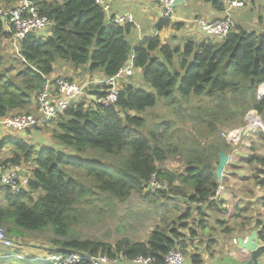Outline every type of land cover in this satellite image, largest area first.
Masks as SVG:
<instances>
[{
  "label": "trees",
  "instance_id": "trees-1",
  "mask_svg": "<svg viewBox=\"0 0 264 264\" xmlns=\"http://www.w3.org/2000/svg\"><path fill=\"white\" fill-rule=\"evenodd\" d=\"M17 1L0 0V6L13 8ZM29 1L50 26L45 33L28 34L17 46V60L1 68L4 43L10 41L11 34L0 23V119L36 113L34 103L46 78L62 67L55 66L57 61L83 73L82 81L62 75L66 80L88 84L82 97L43 128L35 126L20 133L0 130V152L11 150L0 166L31 168L25 191L11 195L0 186L4 192L0 227L12 241V248L0 245V264H29L1 258L19 255L29 233L50 235L48 242L54 249L45 252L50 255L106 254L124 262L143 256L163 264L170 250L190 248L189 242L205 226L202 211L218 210L222 202H206L218 187L215 168L219 152L228 155L235 148L220 134L243 127L249 111L256 112L264 124V101L257 96L264 85V33L235 27L222 41L182 37L176 46L171 43L176 40L168 44L153 36L131 48L127 37L133 24H113L94 0ZM206 1L216 12L223 11L221 2ZM181 26L161 19L156 29L179 31ZM131 56L134 70H140L143 82L155 94L135 90L125 80L119 84L115 103L97 105L96 98L104 96L107 87L95 81L114 76ZM156 97L179 119L182 128L171 134L174 122L138 116L155 106ZM49 125L54 126L49 132L53 146L35 148L11 135L33 134ZM259 138L264 142L263 132ZM98 151L122 160L114 165L118 174L93 166ZM103 154L100 157L105 158ZM171 157L181 163V173L162 170L160 165ZM236 165L254 170L255 183L264 188V157L252 154ZM151 182L158 185L152 192ZM132 195L149 204L179 198L187 203L185 213L172 220L171 226L155 227L145 242L124 238L115 250L105 243L75 238V228L85 217L82 206L94 201L125 203ZM191 219L196 223L193 229L188 227ZM224 233L230 235L231 230L224 228ZM259 237L264 239V229ZM186 259L190 264L202 263L200 256L192 253Z\"/></svg>",
  "mask_w": 264,
  "mask_h": 264
},
{
  "label": "built area",
  "instance_id": "built-area-1",
  "mask_svg": "<svg viewBox=\"0 0 264 264\" xmlns=\"http://www.w3.org/2000/svg\"><path fill=\"white\" fill-rule=\"evenodd\" d=\"M174 1L175 0H158L160 19L176 22V18L173 15L174 9L170 8ZM217 1L221 2L224 6L221 16L218 19L207 20L201 17L193 18L190 21H184L182 28H186L187 30H185L187 32H190L191 29L194 28L203 38H214L219 41L224 40L233 26L231 15L235 10H239L243 7L244 0ZM110 2L111 0H94V4L101 8L107 16L110 12ZM1 18L5 19L7 32L11 34L10 41L16 52H18V44L21 43L28 34L42 33L50 26V23L45 17L38 15L34 4L29 0H18L13 8H3L0 6V19ZM108 19L115 25L133 24V18L130 14L112 15L109 16ZM132 60L133 56L129 58L128 64L120 69L114 76L104 78L101 81H95L97 84L107 87L106 94L96 98L95 103L97 105L107 107L116 102L120 82L127 80L126 78L130 77L134 72ZM87 84V82L78 84L68 81L61 75L46 78L34 103L36 116H7L0 119V130L20 133L31 130L35 126L42 127L43 124L61 115L73 100L82 97ZM257 96L264 101V85L258 88ZM244 123L245 125L243 128L222 134L230 145L237 147L241 136L246 137L255 131L264 133V124L259 119L256 112L249 111L245 115ZM246 131L247 134L245 135ZM234 152L235 148L227 155L226 167L233 163ZM22 168L23 167L20 166H10L7 163L0 166V186L7 188L11 195H16L21 190L25 191L27 189L30 171L28 174L22 175ZM156 188H158V185L151 182L150 191L152 192ZM224 192L225 188L223 184L219 182L217 189L207 197L206 202H218L222 198ZM0 245L4 248H12V241L7 238L1 227ZM1 258L21 259V261L27 260V257L20 255H6ZM44 260L49 264H154L153 260L149 257L138 256L132 261L124 262L117 256L113 258L108 257L106 254L90 256L82 252H71L66 256H57L53 254L43 260L41 259L40 262ZM163 264H186V262L181 251L170 250L165 256Z\"/></svg>",
  "mask_w": 264,
  "mask_h": 264
},
{
  "label": "rangeland",
  "instance_id": "rangeland-1",
  "mask_svg": "<svg viewBox=\"0 0 264 264\" xmlns=\"http://www.w3.org/2000/svg\"><path fill=\"white\" fill-rule=\"evenodd\" d=\"M175 8H176L175 15L180 16L181 18L185 20L186 18H189L194 11H197L199 9V6L195 3L187 2L185 6L175 7ZM256 9L257 7L255 6V0H252V5L249 4L248 7L242 10L243 15L239 19H237V15L235 13H232L231 15L232 16L231 18L233 20L232 24L233 23L237 24L236 20L240 22L241 18L251 19L255 17V19H258L259 17L256 15ZM255 19L253 20V23ZM148 28L149 26L147 23L144 24L143 22H141L139 24V30L141 32L140 38L141 37L145 38L148 36L147 35ZM171 30L172 29H168L167 31L169 35H168V40H166V42L169 40H176V42L174 41L171 42L172 44H175L176 46V44L180 43L179 42L180 40L182 41V39H178V38L184 37L186 33L183 32L184 30L183 28L179 32L180 35L179 34L176 35L178 37L176 39L173 37L174 34L171 33ZM43 33H45V31ZM127 42L129 43L131 48H134V46L140 42L136 29L132 30L129 33L127 37ZM15 54H16V50L13 48L11 41H9L8 43L7 42L4 43V51L2 54L3 61L1 64V68H4L8 66L9 64H12L11 63L12 60L17 58ZM59 64H62V62L57 61L55 66ZM82 74L83 73L79 74L80 75L79 78H81V80H83L84 78ZM141 74L142 73L139 72L138 70H134L133 74L126 79L129 81L128 83L132 82V85L134 86L135 90H142L150 94H155L153 89H151L148 85H146L143 82ZM177 88H178V84H177ZM32 116H36V113L33 112ZM138 116L146 120H152V121L166 120V121L174 122L176 126L170 130L169 133L171 134L174 133L175 132L174 130H176L177 128H182L180 124L177 123L179 122V119L173 117L170 114V111H168V109L164 106L163 100L158 97H156V104L154 107L146 109L142 114ZM259 119L262 121L260 117ZM149 124H151V121H149ZM53 127L52 125H49L47 128L41 129L38 132L34 131L33 134L31 132H28L27 134L25 133V134H19V135L17 134H11V135L19 136L23 138L25 142L29 143L35 148H40L44 146H53L54 143L49 133ZM243 127L235 128L234 130H237ZM260 132L261 131H255L251 133V135L253 136L249 137V139L247 138V140H259L262 145L260 146L259 144L258 148L255 146V150L253 154L259 153L260 154L259 156L264 157V142L259 138ZM222 134H224V132L220 134V137L224 139ZM4 135H6V132L1 134V136H4ZM241 140H246V138L241 136L239 143L241 142ZM5 150H7L5 154L7 153L10 154L11 152L9 151L10 148H6L2 150L1 153H3ZM92 153H95V152L93 151ZM100 154H103V153L98 151L97 155L99 156V159H94V161H92L93 166H96L99 169L105 170L110 174H115V175L118 174L119 171L117 170V167L114 165H118V163L121 162L122 160L113 159L107 156L106 154H103L106 157L102 158L100 157ZM0 156H2V158H6L4 157V154H0ZM0 162L2 161L0 160ZM160 166L161 167L165 166V168L162 170H166L168 172H175L177 174L183 171V167L176 157H171L167 159ZM160 166L158 168H160ZM22 169H23V171L21 172L22 175L28 174V172L31 170V168H28V167H25ZM238 169H243L244 171L248 172L247 177L248 176L251 177V182L249 180V184L256 185L255 184L256 180L254 179L255 175L253 174L254 170L252 171L250 167H241V165H240V168ZM231 170L235 172L238 171L233 167H231ZM3 197H4V192L1 190L0 191V203L3 200ZM233 202H234L233 206H236L238 204L236 197H234ZM82 208L85 211V217L80 223L79 227L75 228V231H76L75 238L81 241L89 240V241H98L101 243H105V244L110 245V247L113 250H115L116 243H118L124 238L129 239L132 242H145L155 227L163 226V225L171 226L172 220H176L177 217H179L182 213L183 214L185 213L186 204H184L183 200L179 198L171 199L169 201L168 200L162 201L156 204H149L146 202H142L139 199V197H137L136 195H132L129 198V200H127L125 203L108 201L106 204H102L99 201H94L93 203L91 202L90 206L84 205L82 206ZM263 215L264 213L262 215L259 213V217ZM250 216L254 217L255 211L251 212ZM193 217L197 218L195 214L193 215ZM231 218L232 217L229 215L226 218V221L231 226H234L235 222ZM189 223H190L188 224L189 228L193 229L196 227L195 225L196 223L193 219L189 220ZM216 228L218 229V227ZM199 231H201L200 228H199ZM206 231L208 233V230ZM181 232L185 234V236L188 234L187 230H182ZM204 236L208 237V235L206 234ZM218 237H219V234L217 232L214 234L212 239H217ZM48 239H50V235L47 233L26 234L25 235L26 244L20 249H18V252L20 253L19 254L20 256L27 257V260H24L25 262L20 261L21 259L19 260L13 259V260H16L20 263L44 264L45 260L40 262L41 259L43 260L50 255L48 253H45L46 250L54 249L53 246L48 242ZM181 251L183 253V257L185 259L186 264H190L189 260L186 259L188 253H190V248L186 250H181ZM221 252H220L221 256L219 257V260L216 264H229L232 261V257L230 256V253H229V248L225 247V249L223 248ZM8 255H11V254H8Z\"/></svg>",
  "mask_w": 264,
  "mask_h": 264
},
{
  "label": "crops",
  "instance_id": "crops-1",
  "mask_svg": "<svg viewBox=\"0 0 264 264\" xmlns=\"http://www.w3.org/2000/svg\"><path fill=\"white\" fill-rule=\"evenodd\" d=\"M183 2V4L178 5L177 7L185 6L186 3L189 2L197 4L199 6V9L197 11H194L189 18H186L184 20L180 16L175 15V8V11L173 10V15L176 18V22L181 23L182 26L184 21H190L193 18L201 17L207 20H214L218 19L221 16V13L216 12L213 9L211 3L207 2L206 0H183ZM249 4L252 5V0H244L243 7L240 10L233 12L237 15V19H239L243 15L242 10L248 7ZM255 6L257 7L256 15L259 18H241L240 22L236 20L237 24L233 23L232 29L235 27H241L247 31L264 33V0H255ZM125 14H130L132 16L134 26L133 30L136 29L140 41L144 39L143 37L140 38L141 32L139 30V24L141 22H143L144 24L147 23L149 26L147 30L148 36L145 38L158 36L164 43L166 42V40H168L169 34L167 33V31L169 28H164L161 31H157L156 29L157 23L161 20L160 8L157 0H111L110 12L107 17L112 15ZM254 19L255 24L253 23ZM182 26L179 31L171 30V33L174 34V38H178L176 35H178L179 32L183 29ZM183 32L187 34L186 36H184L187 38H194L197 40L203 38L202 35L194 28H192L190 32H187L184 29ZM169 42L170 40L166 43L170 44ZM136 45L134 47H136ZM59 66L62 67H56L52 77L64 75L81 80V78L77 77L79 74H81V70L73 71L69 69L70 67L66 64H59ZM138 71L140 72V70ZM251 136L253 135L249 134L245 137L246 140H241L239 145L235 148V152L233 153V163L227 166L223 171L221 183L225 188V192L222 198L218 201H222L219 205H217L218 210L209 208L202 211L204 214L201 220L202 222H204L205 226L201 228V231H197L198 237L189 242L190 253L200 256L202 260L201 264H216L219 260V257L221 256L222 249H225V247L229 248V253L232 257V261L229 264H243V259L246 254L245 252L237 249L234 242L235 239L239 237H246L252 230H256L258 234L263 232L264 215L259 217V213L261 215L264 213V188L258 186L256 183V185L249 184V180L251 182V177H247L248 172L244 171L243 169H238L240 167L239 165H236L244 161L248 156H251L255 150V146L258 148L259 144L260 146L262 145L259 140H247V138L249 139V137ZM1 152L0 154H4V157H7L8 153L5 154L7 150H5L3 153ZM256 155L259 156L260 154L258 153ZM0 157V160L5 159L2 158V156ZM235 165L237 167L235 169L238 170L236 172L231 170V167ZM162 167L165 168V166ZM234 197H236V200L238 202L236 206H233ZM183 202L187 205L185 201ZM254 211L255 216H250L251 212ZM229 215L235 222L234 226H231L226 221V218ZM221 221H223V223H220ZM257 224L259 225L257 226ZM216 227H218V229ZM224 228L231 230V234L226 235L224 233ZM206 230H208V233ZM217 232L219 234V237L217 239H212L214 234ZM205 234L208 235V237H205ZM259 264H264V258L260 260Z\"/></svg>",
  "mask_w": 264,
  "mask_h": 264
},
{
  "label": "water",
  "instance_id": "water-1",
  "mask_svg": "<svg viewBox=\"0 0 264 264\" xmlns=\"http://www.w3.org/2000/svg\"><path fill=\"white\" fill-rule=\"evenodd\" d=\"M183 0H175L170 6L174 9L178 5L183 4ZM0 23L4 31L7 32L5 19L1 18ZM247 131L245 132V135ZM227 154L219 152L217 159V166L215 168V178L217 183L221 182L223 171L227 165ZM260 234V233H259ZM256 230H252L244 238H236L235 244L238 250L245 252L246 256L243 259V264H259L260 260L264 258V239L259 237Z\"/></svg>",
  "mask_w": 264,
  "mask_h": 264
}]
</instances>
